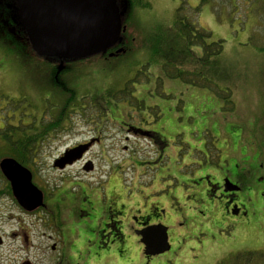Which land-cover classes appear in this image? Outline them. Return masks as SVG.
<instances>
[{
    "label": "rangeland",
    "instance_id": "374dc122",
    "mask_svg": "<svg viewBox=\"0 0 264 264\" xmlns=\"http://www.w3.org/2000/svg\"><path fill=\"white\" fill-rule=\"evenodd\" d=\"M144 1L150 5L138 6L133 16L135 23L132 19L129 24L135 51L78 69H68L64 76L65 81H69L67 94H73L71 90L75 84L77 91L72 101L64 106L71 111L70 116L64 118V127H54L52 136L40 143L36 166L38 177L56 197L62 196L69 207L68 214L65 213L63 219L58 214L56 232L46 227L38 216L23 217L12 200L0 202L3 236L0 264H20L25 258L36 264H54L57 254L50 245L55 241L60 242V254H67L69 260L71 253L78 259L89 252L98 253V247L111 234L99 219L100 211L104 214L110 210L124 211L128 207L127 201L135 197L151 201L153 182H159L163 190L161 195L167 200L166 204H158L162 213L168 210L169 204L184 207V202L173 196L175 188L188 183L192 170L201 162L206 166L210 163L223 165L224 161L215 158V153L227 142L238 144L240 154L246 150L251 154V149L260 151L262 158L258 162L264 164V0ZM181 6L182 13L209 31L213 40H225V49L218 61L222 74L213 88L166 78L159 64L149 62L147 43L160 28L174 25ZM125 36L121 34L120 39ZM94 53L84 59L96 55ZM18 56L20 61L17 60L16 65L13 63L14 71L24 63L37 69L38 61L43 65L48 60L55 64L58 73L57 67L63 66L64 70L65 66L75 65L73 61L61 63L58 58L37 55L29 44ZM62 82V77L58 76L56 86ZM126 84L134 98L124 99L120 91L115 95L105 94L101 102L92 99L95 95L102 96L108 89H122ZM63 90L56 88L51 92V103L49 101L45 110V126L48 115H57L65 104ZM222 91L231 93L234 105L226 103ZM33 93L38 94L36 89ZM28 109L33 111L36 107ZM28 109L24 119L31 111ZM129 125L156 132L168 155L158 160L155 142L144 137L135 138L126 130ZM100 128L102 132L98 134ZM219 132L227 133L218 140ZM95 137H101L100 141L95 142ZM92 140L89 151L75 161V165L54 168L55 160L66 150ZM206 152H212V156ZM90 161L94 168L84 171ZM258 175L264 177V167L259 168ZM263 194L264 179L254 180L253 188L247 194V215L233 219L228 214H214L211 222L207 226L202 224L199 229L192 223L190 228H196L183 237L177 236L169 251L156 255L152 262L144 259L141 252L138 258L137 253L136 264H230L237 254L249 252L256 253L250 264H264ZM71 204L75 205L74 208L70 207ZM61 206L65 207L64 204ZM178 211L182 217L183 209ZM196 211L197 216L202 217L199 211L205 213L206 208L200 206ZM162 217L164 225L170 228L163 214ZM179 221L185 226L191 223L189 218H180ZM19 222L26 225L25 230L32 242L29 247L23 238L13 236ZM127 227L129 224L125 222L121 230L123 236H132L139 245ZM209 236L213 241L227 239V245L221 243L219 248L206 253L202 245ZM115 238L109 241L111 246L121 248L126 245V239ZM107 261L105 264L133 262Z\"/></svg>",
    "mask_w": 264,
    "mask_h": 264
},
{
    "label": "flooded vegetation",
    "instance_id": "af4514ba",
    "mask_svg": "<svg viewBox=\"0 0 264 264\" xmlns=\"http://www.w3.org/2000/svg\"><path fill=\"white\" fill-rule=\"evenodd\" d=\"M23 32L17 1L0 0V152L7 150V148H9L8 146H10V149L17 151L20 157L19 159L14 158L32 172L33 183L44 193V204L33 211H28L23 208L14 196L11 183L2 173L1 169L0 202L3 200H12L19 208L23 217L24 215L38 216L39 219L43 220L46 227L55 230V227L58 226L56 217L58 214H61L62 219L66 217V214H68L66 212H69V207L64 203L62 196L59 195L56 197L51 190L43 185V181L38 177L36 169L38 164L37 154L40 150L41 142L38 137L40 130H36V128H41L42 123H46L45 110L49 107V101L51 103V92L56 88L57 77L61 76L63 80L58 86L64 85L67 89L66 86L69 82L65 81L64 78L66 77L64 76L67 70L72 68V66H65V71L62 70V72L60 69V73H58L55 64L51 60H48L42 63L43 66L40 65L41 63L38 61L39 65H37V69H33L29 64L24 63L17 69L18 72L14 71L12 69L14 64L16 65L20 61V57L18 56L19 53L25 51L26 44ZM118 46L119 45H114L108 48L106 55L101 56L99 59L95 58V61L97 62L102 59L109 60L112 57L126 52L124 47ZM120 48H124L125 50L117 53ZM35 53L39 55L37 52ZM102 53H105V51L98 53V55H102ZM69 61L71 60H66V62ZM36 78L40 80L38 81L39 83ZM33 85L35 88H33ZM34 89L37 90L38 94L33 93ZM48 94L50 96H48ZM25 105H28V107L26 108ZM32 106L36 107L33 111L28 109ZM26 109L31 111L26 114V119H24ZM48 116V124L49 128H51L50 125L53 124L51 121L53 115L50 113ZM28 125L31 126V128L25 131L24 128ZM101 128L97 130L98 134L102 132ZM51 130L52 129L47 132L48 138L52 136ZM126 130L128 133H133L135 138L144 137L150 141H154L157 149L156 158L158 160H163L164 157L168 155L163 141L159 139L156 132L144 131L133 125H129ZM219 133L218 140L220 137L222 138L226 135L227 132ZM26 137H32V141L30 142V146L24 147ZM100 138L101 137H95V142L100 141ZM217 150L218 152L215 153V158L220 159V162L221 160L224 161L223 165L220 163H210L206 166L205 162H201L198 168L192 170L191 177L187 180L188 183H185L183 186L179 185L175 188L173 196L177 200L180 198L184 202V207H175V205L173 207L171 206L172 204H169L168 210L162 213V209L158 207V204L159 202L166 204L167 200L161 195L163 190L159 186V182H153L150 186L152 189L151 201L148 197L146 201L141 200L140 197H135L127 201L128 207L126 210L124 209V211L116 212V210H110L107 214L100 211L98 214L99 219L103 220L106 229L109 228L111 234L106 241L102 240L103 243L98 247L97 254L104 256L107 260L116 262L110 259L113 246L110 245L109 241L114 236L118 238V232L120 233L121 230L124 229L123 224H125V222L129 224L127 228L134 233L139 245L142 247L144 259L152 262L155 256H148L144 253L145 246L141 242V236L138 235L137 232L149 225L164 224L162 214L164 215L165 222L169 223L171 226L170 228L168 227L171 248L176 243L177 236L180 237L187 234L194 228H190L192 223L196 225V229H199L202 227V224L207 226L208 222H211L214 214H228L233 219L235 217L247 215V194L252 190L254 180L258 181V179H264V177L258 175L259 168L264 167V164L258 162L262 158V153L260 151L256 152L255 149H251V154H249L248 150L240 154L238 144L232 141L223 144L221 148ZM206 153L210 155V157L212 156V152ZM4 157L13 156H2L0 160ZM212 159L213 157L211 160ZM75 164L76 163L68 164L65 168ZM56 169L59 168L56 167ZM84 171H86L85 167ZM61 204H64L65 207L63 208ZM89 204L91 205L92 202H89ZM73 206L75 205H70V207L74 208ZM200 206L206 208L205 213L199 211L202 217L196 214V209ZM179 209H183L182 217L181 213L178 211ZM87 214H90V211H88ZM180 218H189L191 223L185 226L184 222L179 221ZM20 219L21 221L23 220V218ZM18 224L19 228L13 232V236L23 238L27 247H29L32 245V242L29 233L25 230L26 225H24V222H19ZM1 231L2 229L0 228V248L3 245ZM227 242V239L213 241L209 236L208 240L204 241L202 246L203 250L209 253L219 248L221 243L227 245ZM50 249L57 254L54 264H82L81 259L75 262L72 258L69 260L67 254L64 253L62 255V252L60 254L61 245L59 241L53 242L50 245ZM20 264L36 263L30 258H25Z\"/></svg>",
    "mask_w": 264,
    "mask_h": 264
},
{
    "label": "water",
    "instance_id": "95a60500",
    "mask_svg": "<svg viewBox=\"0 0 264 264\" xmlns=\"http://www.w3.org/2000/svg\"><path fill=\"white\" fill-rule=\"evenodd\" d=\"M23 31L35 52L43 57L65 60L98 54L118 44L127 30L118 0H16ZM125 49H118L117 53ZM113 55V54H112ZM94 140L68 149L54 166L65 168L83 158ZM94 168L92 162L86 171ZM0 169L10 181L19 204L33 211L44 204L43 191L33 183L32 172L14 157L0 160ZM145 246L144 253L156 256L171 249L168 227L162 223L137 232Z\"/></svg>",
    "mask_w": 264,
    "mask_h": 264
},
{
    "label": "trees",
    "instance_id": "16d2710c",
    "mask_svg": "<svg viewBox=\"0 0 264 264\" xmlns=\"http://www.w3.org/2000/svg\"><path fill=\"white\" fill-rule=\"evenodd\" d=\"M118 3L123 12V24L127 26V30L122 33L126 36L119 42L118 47H124L126 49V52L121 54L126 55L130 52L135 51L134 44L131 39L133 34L129 31V24H131L130 21L134 19L133 16L136 14L135 12L138 6L147 7L150 4L149 2L144 0H118ZM182 10L183 6L178 9V15L173 26H171L170 28H160L150 38L149 42L147 43L150 54L149 62L159 64L161 66L163 76L166 78L179 79L184 83L190 84L192 86L213 88V86H215V82H217L216 79L219 80L222 74V70L218 61L220 60V56H222L224 52L225 40H213L209 31L202 27H199L196 22H194L188 16L184 15L182 13ZM133 23H135V19L133 20ZM23 34L25 44H29L32 48L26 32H23ZM107 52L108 50L105 51V53H102V55L97 54L92 57H88V59L80 58L71 60L75 63V65H72V69H78L80 67L91 65V63L95 62V58L99 59L101 56L106 55ZM89 58L93 59L89 60ZM57 68L59 70V67ZM66 87L67 89L64 85H61V87L56 86V88L64 89L63 94L65 96V104L61 106L58 114L52 117L55 123H53L52 121L53 124L50 125L51 128H49V124L45 126L44 123H42L41 128H36V130H40L38 135L40 142H43L48 137L47 132H49L50 129L53 130L54 127H64V118L66 116H70L71 111H67L64 106H67L69 102L72 101V99L75 97L77 93L76 84L75 86L72 85L73 89L71 88V91L73 94H71L70 96L67 94V90H70V88L68 85ZM120 91L124 99L130 97L134 98V96L131 94V89H129L128 85L126 84V86L122 89L115 91L113 89H108L102 95L103 97L95 95L94 97H92V99L101 102L103 101L102 98L105 97V94L115 95L120 93ZM223 93V97L224 99H226V103H231L232 105H234V100L231 97V93L228 91ZM106 110V107H104V111ZM56 118L58 120H56ZM30 128L31 126H25L24 130L27 131V129ZM31 138L32 137L25 138L24 147L31 145ZM8 147L9 148H7V150H5L4 152H0V158L2 156H13L19 159L20 155L17 154V151L14 149H10V146ZM118 238H122L119 232ZM240 254L234 256V258L231 259L230 264H250V262L254 259L256 253L249 252L243 255Z\"/></svg>",
    "mask_w": 264,
    "mask_h": 264
},
{
    "label": "crops",
    "instance_id": "0c3cea01",
    "mask_svg": "<svg viewBox=\"0 0 264 264\" xmlns=\"http://www.w3.org/2000/svg\"><path fill=\"white\" fill-rule=\"evenodd\" d=\"M131 239L132 236H126V235L123 236V241H125L126 245H124V247L121 248H116L115 246H113L112 255L110 259L115 260L116 262H118V260L128 261V262L133 261L132 264H136L137 253L139 258L140 252L142 253V247L140 245H137L134 242V240ZM71 258L75 262L78 259L72 253H71ZM81 260H82V264H105V261H107V259L104 256L98 255L97 253L94 252L93 253L89 252L86 255L82 256Z\"/></svg>",
    "mask_w": 264,
    "mask_h": 264
}]
</instances>
